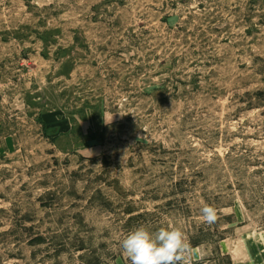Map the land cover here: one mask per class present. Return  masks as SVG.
I'll return each mask as SVG.
<instances>
[{
	"label": "rangeland",
	"instance_id": "1",
	"mask_svg": "<svg viewBox=\"0 0 264 264\" xmlns=\"http://www.w3.org/2000/svg\"><path fill=\"white\" fill-rule=\"evenodd\" d=\"M140 225L264 264V0H0V264H130Z\"/></svg>",
	"mask_w": 264,
	"mask_h": 264
},
{
	"label": "clouds",
	"instance_id": "2",
	"mask_svg": "<svg viewBox=\"0 0 264 264\" xmlns=\"http://www.w3.org/2000/svg\"><path fill=\"white\" fill-rule=\"evenodd\" d=\"M200 212L205 223L215 222L214 207L205 205ZM120 247L130 264H183L191 256V246L178 227H160L152 231L140 225L126 234Z\"/></svg>",
	"mask_w": 264,
	"mask_h": 264
}]
</instances>
